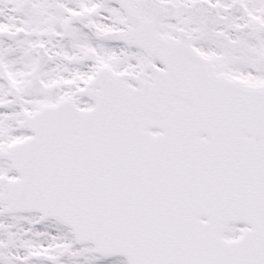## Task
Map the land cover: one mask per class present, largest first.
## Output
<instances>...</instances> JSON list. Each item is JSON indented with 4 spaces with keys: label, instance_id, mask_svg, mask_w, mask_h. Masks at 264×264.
<instances>
[{
    "label": "snow or ice",
    "instance_id": "snow-or-ice-1",
    "mask_svg": "<svg viewBox=\"0 0 264 264\" xmlns=\"http://www.w3.org/2000/svg\"><path fill=\"white\" fill-rule=\"evenodd\" d=\"M0 264H264V0H0Z\"/></svg>",
    "mask_w": 264,
    "mask_h": 264
}]
</instances>
